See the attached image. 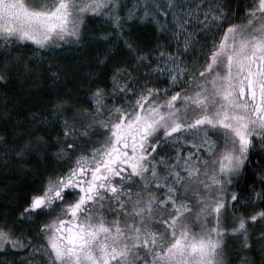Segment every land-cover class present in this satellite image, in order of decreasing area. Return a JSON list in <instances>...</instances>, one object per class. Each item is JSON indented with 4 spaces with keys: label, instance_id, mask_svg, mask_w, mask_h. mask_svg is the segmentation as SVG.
Here are the masks:
<instances>
[{
    "label": "snow or ice",
    "instance_id": "obj_1",
    "mask_svg": "<svg viewBox=\"0 0 264 264\" xmlns=\"http://www.w3.org/2000/svg\"><path fill=\"white\" fill-rule=\"evenodd\" d=\"M232 12L225 0H0L3 157L54 147L57 161L19 214L35 228L0 224V250L23 253L0 264H233L230 238L236 264H256L257 251L264 264V225L252 229L264 222V0H247L239 23ZM89 13L111 22L102 41L124 37L127 55L92 107L73 110L57 90L66 70L41 68L37 49L82 44ZM137 21L164 39L145 50L125 36ZM24 75L51 96L21 117L8 85ZM249 169L241 201L231 189Z\"/></svg>",
    "mask_w": 264,
    "mask_h": 264
},
{
    "label": "trees",
    "instance_id": "obj_2",
    "mask_svg": "<svg viewBox=\"0 0 264 264\" xmlns=\"http://www.w3.org/2000/svg\"><path fill=\"white\" fill-rule=\"evenodd\" d=\"M229 2L233 12L228 22L238 23L247 6V1L229 0ZM107 28H110L109 24L101 20V16L93 14L87 16L82 34L84 41L82 45L75 50H70L71 44L66 45L65 47L68 50L64 53H58V56L54 57L55 61L59 62L66 70L64 82L58 85L57 90L70 98V107L73 110L88 107L91 91L98 84L104 86L107 83L108 77L111 75L112 66L127 55L124 44L117 45L114 47L113 53L108 54L97 43L90 42L92 38L97 37ZM128 35L145 50L150 49L158 38L154 27L150 24H127L125 27V36ZM122 40H124V37H122ZM103 57H108L107 66L98 72L96 77L89 79L88 74L98 67L99 59ZM26 85L24 84L22 85L23 87H20L13 80L8 85L9 101L13 104L15 110L20 112L21 117L27 116L29 111H37L49 107L47 102L51 96L49 91L50 84L47 80H44L37 88L33 86L26 88ZM107 87L110 88L111 85L107 84ZM2 91L3 89L1 88L0 93ZM56 128L58 129L59 125ZM55 136L56 131L52 130L46 139L54 138ZM25 139L27 138L25 137ZM53 149L54 147L40 148L32 152L29 158L23 161L20 159L17 162L18 164L15 163V168L10 167L8 170V166L6 165V171H0V218L2 220L10 219L16 212H19L25 207L26 200L40 186L42 178L57 166V161H54L49 156V153ZM252 159L255 160L256 157ZM253 175L252 170L249 169L235 188L231 189L241 194V201L245 200L248 196L247 190L252 183ZM259 207L261 206L258 204L257 208ZM238 210L240 212L245 211L242 208ZM255 224L257 227L256 231H259L262 225H264V222L258 221ZM237 251L235 249L236 253L233 252L229 256L233 264H236ZM254 259L256 264H261V257L258 251L254 254Z\"/></svg>",
    "mask_w": 264,
    "mask_h": 264
},
{
    "label": "rangeland",
    "instance_id": "obj_3",
    "mask_svg": "<svg viewBox=\"0 0 264 264\" xmlns=\"http://www.w3.org/2000/svg\"><path fill=\"white\" fill-rule=\"evenodd\" d=\"M244 1H247V0H244ZM225 2L230 6V2L229 0H225ZM231 7V6H230ZM91 15V13L88 14V16ZM232 17V14L230 15L229 18ZM101 20H103L105 23H108L109 24V27L110 28H107L106 30H103L97 37L95 38H92L91 39V43H97V45L99 47L102 48V50L105 52V53H108V54H112L113 51H114V47H116L117 45L119 44H124V40H122V37L121 38H117L115 35H112L110 37V42L109 43H104L102 41V34L107 31V32H111L112 31V25H111V22L110 21H107L105 17L101 16ZM239 23V22H238ZM128 24H140V25H146V24H150L154 27L155 31H156V35H157V40H155L154 42V45L158 42V41H162L164 39V37L160 36V34L157 32V29H156V26L151 22V21H147V22H129ZM29 43V47H24V48H21L20 51L21 53H23L24 55H31V49L35 46L31 45L30 42ZM80 45L82 44H79V45H73L71 44L70 46V50H75L77 49V47H79ZM153 45V46H154ZM66 45L63 46V48H55V49H51V50H46V49H37V55H43L44 59L42 61H40V67L41 68H46L49 64V61H55V58L54 57H57L58 56V53H64L68 50V48L66 49L65 47ZM57 62V61H55ZM47 74V73H46ZM18 86L20 87H23L22 85L24 84H27L26 85V88H29V86H33L34 88H37L39 85H41V83L44 82V80H42V82L40 83H37L36 80L34 79V76L33 75H24V76H20V77H16L14 76L13 79H12ZM165 84H166V81L164 82H161L159 83L157 86L160 87V88H164L165 87ZM0 92H1V88H0ZM169 95H171V92H169ZM88 107L86 108H90L92 107L91 103H90V100L88 101ZM71 115V114H70ZM0 135H2L0 133ZM27 138V137H26ZM95 139V137L93 138ZM55 148L49 153V156L51 157V159H53L54 161H56V158L55 156L53 155L54 152H55ZM32 154V153H31ZM30 155H27L25 156L22 161L24 159H27L29 158ZM21 158H18V157H15L14 154L10 155V157L7 159V162L5 161V158L3 157V149L0 148V171L1 172H4L6 171V165L8 166V170L10 169V167H13L15 168V165L18 164L17 162L20 160ZM16 163V164H15ZM17 167V166H16ZM2 169H5V170H2ZM18 169V168H17ZM231 191V190H230ZM24 208V207H23ZM22 208V209H23ZM21 209V210H22ZM21 210L19 212H16V214H14L10 219H7V220H1L0 218V224H3V223H7L9 226H12L14 223H16V227H15V231L17 233H19L22 229H28L29 227L31 228H35L36 225H28V224H25V223H19V214L21 212ZM229 219H230V216H229ZM256 224L252 225V229H253V236H255L256 234ZM34 234V233H33ZM235 249H239V241L235 238H230L228 240V244H227V251H228V254L229 256L232 255L233 252H235ZM236 253V252H235ZM242 254V253H241ZM23 255L22 252H20L19 250H14V249H11L9 248V250L7 252H4L2 250H0V259H7V260H13L19 256ZM230 259V258H229Z\"/></svg>",
    "mask_w": 264,
    "mask_h": 264
},
{
    "label": "flooded vegetation",
    "instance_id": "obj_4",
    "mask_svg": "<svg viewBox=\"0 0 264 264\" xmlns=\"http://www.w3.org/2000/svg\"><path fill=\"white\" fill-rule=\"evenodd\" d=\"M39 219H40V218H38L37 223L39 222ZM1 220H2V219H1Z\"/></svg>",
    "mask_w": 264,
    "mask_h": 264
}]
</instances>
